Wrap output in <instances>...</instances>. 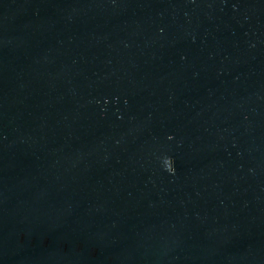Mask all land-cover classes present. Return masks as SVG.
<instances>
[{"label":"water","instance_id":"1","mask_svg":"<svg viewBox=\"0 0 264 264\" xmlns=\"http://www.w3.org/2000/svg\"><path fill=\"white\" fill-rule=\"evenodd\" d=\"M0 264H264V0H0Z\"/></svg>","mask_w":264,"mask_h":264},{"label":"clouds","instance_id":"2","mask_svg":"<svg viewBox=\"0 0 264 264\" xmlns=\"http://www.w3.org/2000/svg\"><path fill=\"white\" fill-rule=\"evenodd\" d=\"M171 138V137H170ZM163 162H164V165H165V170L167 172H169L170 174H175V162H174V159L170 156H165L163 158Z\"/></svg>","mask_w":264,"mask_h":264}]
</instances>
